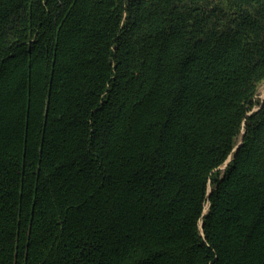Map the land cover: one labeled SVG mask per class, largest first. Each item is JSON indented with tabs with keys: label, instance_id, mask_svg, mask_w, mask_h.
Wrapping results in <instances>:
<instances>
[{
	"label": "trees",
	"instance_id": "obj_1",
	"mask_svg": "<svg viewBox=\"0 0 264 264\" xmlns=\"http://www.w3.org/2000/svg\"><path fill=\"white\" fill-rule=\"evenodd\" d=\"M263 83L264 0H0V264H264Z\"/></svg>",
	"mask_w": 264,
	"mask_h": 264
},
{
	"label": "water",
	"instance_id": "obj_2",
	"mask_svg": "<svg viewBox=\"0 0 264 264\" xmlns=\"http://www.w3.org/2000/svg\"><path fill=\"white\" fill-rule=\"evenodd\" d=\"M263 98H264V92H263V95H262V97H261V101H262ZM256 109H258V107L255 108L254 110H256ZM240 143H241V141L238 142V144L234 147L233 151H235V150L237 149V147L240 145ZM230 159H231V156H229V157L227 158V160L225 161V163L223 164L224 167L227 165V163L229 162ZM220 167H221V166H220ZM220 167H219V168H220ZM210 191H211V189L208 188L207 195H209ZM205 212H206V210L204 209V210H203V214H204ZM200 228H201V230H202V223H201V222H200ZM201 232H202V231H201Z\"/></svg>",
	"mask_w": 264,
	"mask_h": 264
},
{
	"label": "rangeland",
	"instance_id": "obj_3",
	"mask_svg": "<svg viewBox=\"0 0 264 264\" xmlns=\"http://www.w3.org/2000/svg\"><path fill=\"white\" fill-rule=\"evenodd\" d=\"M263 92H264V83L260 86V89H259V97L261 98L262 97V95H263ZM224 168V165H222L221 167H220V169H223ZM207 203L205 204V207H204V209L206 210L207 209Z\"/></svg>",
	"mask_w": 264,
	"mask_h": 264
}]
</instances>
